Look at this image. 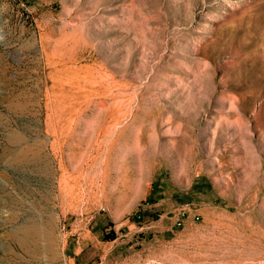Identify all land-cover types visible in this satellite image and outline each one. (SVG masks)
Returning a JSON list of instances; mask_svg holds the SVG:
<instances>
[{
  "label": "rangeland",
  "instance_id": "1",
  "mask_svg": "<svg viewBox=\"0 0 264 264\" xmlns=\"http://www.w3.org/2000/svg\"><path fill=\"white\" fill-rule=\"evenodd\" d=\"M0 264H264V0H0Z\"/></svg>",
  "mask_w": 264,
  "mask_h": 264
},
{
  "label": "bare ground",
  "instance_id": "2",
  "mask_svg": "<svg viewBox=\"0 0 264 264\" xmlns=\"http://www.w3.org/2000/svg\"><path fill=\"white\" fill-rule=\"evenodd\" d=\"M25 148V147H24Z\"/></svg>",
  "mask_w": 264,
  "mask_h": 264
}]
</instances>
